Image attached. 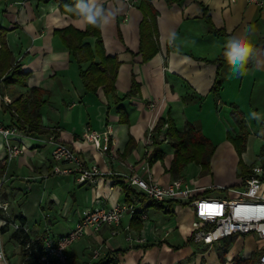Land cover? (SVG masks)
Wrapping results in <instances>:
<instances>
[{
	"label": "crops",
	"instance_id": "1",
	"mask_svg": "<svg viewBox=\"0 0 264 264\" xmlns=\"http://www.w3.org/2000/svg\"><path fill=\"white\" fill-rule=\"evenodd\" d=\"M139 2L98 0L111 13L107 23L102 21L100 28L105 55L117 56L120 65L114 93L106 95L100 87L92 95L85 93L77 66L59 37L54 34L69 26L84 31L86 25L76 23L78 18L67 10H61L59 3L54 0L48 3L39 0H0V28L5 31L4 42L12 56L11 66L16 65L29 75L25 85L15 87V90L5 87L0 79V126L18 127L15 138L19 142L18 147L23 150L22 154L11 161L7 171L0 165V173L4 168L6 175V185L0 193V199L9 206L12 216L28 227L32 239L41 240L46 233L53 238L67 234L79 222L83 212L93 205L95 192L102 197L109 196L105 202L102 198L101 205L104 206L123 200L125 193L116 182H123L127 186L125 178L131 174H143L145 167L160 184L176 179L169 172L174 150L169 146V141H164L166 127L163 129L165 131L156 135L161 142L159 147L165 153L164 158L150 167L147 163L153 150L152 141L149 144L147 137L159 118L166 119L169 116L177 131L183 132L187 126L197 130L199 122L178 117L194 105L201 106L211 100L216 106H221L225 103L223 96H227L229 91L247 93L248 102L254 107L264 103V10L247 0H182L170 6L165 0H151V5L158 12V52L149 62L141 65V56L132 58L125 52L126 49L133 54L138 52V27L141 21ZM66 5L63 7L67 8ZM203 10H206L213 28L222 32L221 35L209 32L202 19ZM113 21L117 37L114 40L112 34L106 40L104 28L107 26L112 31ZM237 36H245L251 47V56L242 74L232 71L226 57L223 61L213 63L225 49L226 42ZM94 41L90 37L84 42L93 46ZM87 66L88 63H83L80 68L85 70ZM217 73L220 86L215 96L211 89ZM132 75L139 85V91L134 97L123 100L130 90ZM40 93L42 104L38 109L35 104ZM18 98V102L14 103L18 108L15 111L11 104ZM116 99L123 101L116 104ZM119 106L127 115L126 124L119 122L116 113ZM259 119H244L248 132L247 143L250 136L248 124L259 126L264 118ZM36 121L41 127L57 132L58 142L77 152L87 167H98L102 174L98 186L86 184L78 187L74 176L52 174L56 163L50 156L52 146L47 142L50 137L25 136L22 131L28 123ZM232 122L235 127L229 132L225 131V138L217 144L213 142L216 149L210 160V174L200 177V168L194 166L198 176L189 180L194 181L197 188L195 198H225L222 194L206 192L211 187L214 190H222L234 184L243 187L245 179L237 178L239 161L246 169H250V165L262 167L263 163L259 157L254 158L253 152L248 156V144L245 152L240 157L237 155L227 140L237 133L236 122ZM106 127H109L114 139L109 142L106 153L100 154L91 144L82 142V134L87 129L101 131ZM208 130L214 135L216 128ZM256 131L255 137L263 141L260 127ZM206 138L210 140L211 136ZM3 144L0 135V159L6 154ZM127 144L130 148L125 151ZM261 150H264V142L260 145ZM42 175H46L43 176L45 179H42ZM48 182L56 184L55 190L52 186L48 188ZM35 185H38L41 193L34 191L32 194ZM45 198L48 202L43 203ZM28 201L32 205L38 203L40 211V215H33V224L26 218L30 212V206H25ZM135 205L137 212L147 216L144 225L140 223L138 226L136 220L132 222L134 226H131V219L126 217L116 237H110L107 229L101 230L99 237H82L68 248V261L74 264L88 261V257L92 256L86 250L93 247L92 251L99 250L100 258L109 251L126 250L118 264H206L203 263L204 254L191 252L188 246L192 244L190 235L193 211L187 204L171 201L154 205L148 201H138ZM53 225L57 231H53ZM124 231H129L134 238L143 239V243L127 246ZM5 235L8 233H3L1 237ZM82 240L84 242L81 243L79 254L74 253L73 246ZM235 240L236 247L231 252H225L224 262L233 264L232 260L238 257L241 264H244V261L256 254L259 244L254 235L241 236ZM208 249L212 251L214 247ZM19 250L10 241L4 249L6 263L0 264H20ZM21 262L23 264V259Z\"/></svg>",
	"mask_w": 264,
	"mask_h": 264
},
{
	"label": "built area",
	"instance_id": "2",
	"mask_svg": "<svg viewBox=\"0 0 264 264\" xmlns=\"http://www.w3.org/2000/svg\"><path fill=\"white\" fill-rule=\"evenodd\" d=\"M227 1L233 2V0ZM247 2L264 10V0H247ZM16 133L17 130L14 127L0 126V135L6 151L5 156L0 159L1 166L4 168H7L11 161L23 152L22 148L18 147ZM112 140L114 139L109 127L101 131L87 129L82 134V142L91 144L100 154L108 151V144ZM48 141L52 146L51 159L56 163L52 168V174L74 176L78 187L86 184L98 186L102 174L96 165L87 167L80 155L68 145L55 142L52 137ZM147 142L151 143L150 133ZM249 168L252 175L245 178L243 190L236 191L234 198H195L197 188L194 181L187 182L180 177L169 183L160 184L153 179L147 167L143 169V174H131L124 181L128 187L144 195L149 201L159 204L171 201L186 203L193 211L190 238L194 245L211 247L233 237L254 235L259 244L256 250L258 257L254 264H264V170L258 165H250ZM5 185L6 175L3 173L0 176V193ZM102 198L105 202L108 201L109 196L102 197L95 192L93 205L83 212L79 222L67 234L53 238L46 233L41 240L28 238L25 249L38 243L41 263L68 264L66 254L68 248L82 237H99L103 229L109 230L110 237H116L120 234L119 229L123 220L126 217L132 219L134 215H137L142 225L145 224L147 216L137 212L134 201L128 203L120 200L104 206L101 205ZM9 232L28 235L29 229L11 215L9 206L0 199V262L4 263H6V256L1 235ZM124 232L126 242L143 243V239L138 237L134 239L129 231ZM91 256L92 259H97L99 250H93Z\"/></svg>",
	"mask_w": 264,
	"mask_h": 264
},
{
	"label": "trees",
	"instance_id": "3",
	"mask_svg": "<svg viewBox=\"0 0 264 264\" xmlns=\"http://www.w3.org/2000/svg\"><path fill=\"white\" fill-rule=\"evenodd\" d=\"M40 2L48 3L51 0H39ZM59 3V8L61 10H67L68 7L75 6L78 0H54ZM151 0H140L138 9L141 13V21L138 27L139 33V46L137 54H133L131 51L126 49V53L129 54L132 58L136 56H141V65L149 62L158 52L157 41H156V17L158 12L153 8L150 3ZM182 0H165L167 5H172L180 3ZM85 2V0H84ZM86 3V2H85ZM64 4H67V8L63 7ZM70 12V11H68ZM70 14L76 16L73 12ZM202 19L207 26L208 30L212 34L221 35L222 32L215 30L211 24L210 18L207 15L206 10H203ZM100 27H94L92 25H86L84 31L75 30L73 27H67L60 31H55L54 34L59 37L61 44L65 47L71 56V59L75 63L78 69V77L82 84V87L87 94H96L98 88L102 87L106 95L114 93V83L117 74V69L120 65L118 62L117 56L109 57L105 55V50L103 46V40L101 36V23ZM5 31L0 28V79L1 83L5 87L14 88L21 87L25 85V82L28 78V74L24 73L20 67L14 65L11 66L12 56L10 51L7 49L4 42ZM94 38L93 46H90L87 42H84L87 38ZM119 40L122 42L120 34L118 33ZM225 49L222 51L221 55L213 61V63H218L223 61L225 58ZM98 61V62H97ZM83 63H88V66L85 70L80 68V65ZM134 63V62H133ZM220 82L217 79L215 80L214 85L212 86L211 93L217 96L218 88ZM139 91V85L135 81L134 76L131 77V87L127 92L123 100H126L130 97H134ZM41 93L38 98V102L35 104L36 108L41 106ZM20 98L12 102V108L15 111L18 109L14 106V103L18 102ZM116 99L115 102L118 104L123 101ZM35 112V111H34ZM116 113L119 116L120 124L127 123V115L124 109L119 106L116 109ZM235 122L237 126V133L233 138L227 139L234 147L237 155L240 157L242 153L245 152L247 144V125L244 119L240 115H236ZM14 127L18 131L17 126ZM166 127V133L164 136V141H169V146L174 150L173 159L170 163L169 172L173 177L181 176V171L190 163H195L199 166L200 172L199 176L204 177L210 174V160L215 152L216 147L212 142L206 138L199 130H196L192 126H187V129L183 132L177 131L174 126L172 119L167 116L166 119L159 118L155 127L150 132V140L153 144V150L147 158L148 166H152L153 163L160 161L164 158L165 153L160 149L161 142L157 140L156 135L159 134ZM264 137V120L259 125ZM25 136H38L44 137L49 136L54 139L55 142H58V133L55 131H49L41 127L39 122L28 123L26 129H22ZM129 144V143H128ZM125 147V151H128L130 147ZM259 160L261 161L262 168L264 170V150L260 151ZM238 168L240 169L237 173V178L244 180L245 178L252 175L250 169H246L242 162L239 161ZM1 173H4V168L1 170ZM176 178V179H177ZM117 185L121 187L125 193V198L122 200L124 202L135 203L138 201L150 202V204L156 205V202L149 201L144 195L137 193L134 189H131L128 186H125L123 182H116ZM234 190V189H230ZM219 191H222L221 189ZM209 192V191H206ZM17 219V218H16ZM140 226V221L138 220L137 215H134L131 219V226H134L132 222H136ZM4 232V231H3ZM22 239L20 246L23 252V264H43L39 261L40 259V250L38 249V243L30 246L28 249H25V246L28 242V236L22 235L20 232L12 233L10 239L17 241ZM126 253L124 251H113L107 252L103 258L98 257L97 259H92L88 257V261L77 263V264H118L119 258ZM67 254V253H66ZM68 258V257H67ZM94 260V261H93ZM238 261H235L234 264H238ZM241 263V261H240ZM74 264V263H68ZM244 264H250L249 260L244 261Z\"/></svg>",
	"mask_w": 264,
	"mask_h": 264
},
{
	"label": "rangeland",
	"instance_id": "4",
	"mask_svg": "<svg viewBox=\"0 0 264 264\" xmlns=\"http://www.w3.org/2000/svg\"><path fill=\"white\" fill-rule=\"evenodd\" d=\"M112 23H113V24H111L112 25V31H109L107 26H105V28H104V34H105L106 40H109L112 34H113L114 40L117 37L114 21ZM223 101L225 103H223L221 106H216V104L214 103L213 100H211L209 102H204L201 106L194 105L192 107V109H189L188 111L185 112L184 115H181L178 118L184 117L186 119L188 118L190 121L194 120L196 123L199 122L197 125L199 128L197 130H201L202 134L206 137L211 136L210 140L212 141V144H213V142H214V144H217L218 142L223 140V138H225V136H226L225 131L228 130V132H229L232 127L233 128L235 127L232 121H235L234 117H236V115H240L245 120L250 121L253 118L251 114L253 112H255L257 114V118H255L256 120L259 118H264V103L259 105V107L258 106L254 107V106L250 105V103L248 102L247 93H245V92H241V93L237 94L236 92H230L229 91L227 93V96H223ZM190 112H192V114H189ZM214 128H216V130H215L214 135H212V134H210V130H208V129L214 130ZM248 128L250 130L249 131L250 136L248 138V143H247L248 147L250 149L248 156L251 155V152H253L254 158H257L258 154H260V145H262L264 140L262 141L261 139L255 137L254 133H257L256 129L259 128V126H257L256 124L249 123ZM163 131H165V130H163ZM47 142H48V144H50L49 141H47ZM50 156H51V154H50ZM256 160L257 159L254 160L255 163H256ZM194 170H195L194 166L185 167L183 169V171H181L180 175L182 177H184L187 182L189 181V179L194 180L198 176ZM6 171H7V168H6ZM0 176H2L1 173H0ZM43 176L44 175H42V179H45V178H43ZM178 177H180V176H178ZM173 178H177V177H173ZM55 179H57V177ZM53 182L54 181H52V183ZM17 183H19V182H17ZM19 184L22 185L21 183H19ZM48 184H49L48 188H50V186H52L53 190H55L56 184L52 185L51 182H48ZM208 189H209V190H207V191H209L208 193H218V194L224 195L225 197L234 198L236 195V191L243 190V187L240 184H234L231 186L223 187L222 191L214 190L213 187L208 188ZM230 189H234V190H230ZM46 190L48 191V189H46ZM34 191H39V193H41L40 189L38 188V185L34 186V190L32 191V194L34 193ZM37 195L39 196L40 194H37ZM44 202H48V201H46V198L43 199V203ZM14 204H13V206H15ZM28 205L30 206V207H28V210L30 212H29V214L28 213L26 214V218L28 221H30V223L33 224V219H32L33 215L35 213L40 215V211L38 210V203H36L35 205H32V202L28 201L25 206L27 207ZM15 210H16V208H15ZM16 213H17V211H16ZM43 216L47 217L46 213H43ZM64 224L67 225V223H64ZM53 231H57V229L54 225H53ZM10 235H11V232H9L8 235L2 236L1 242L4 245V249H5L6 244H9L10 241L13 243V245H16L17 247H19V249H20L19 254L21 255L19 261L21 264L22 263L21 260L23 259V252H22V248L20 246V243H21L22 239L19 238L17 241H15L13 239H9ZM22 235H24V234L22 233ZM26 236H28V238H31L29 236V234ZM84 239H86V238H84ZM235 239L236 238L233 237V238H230V239H227L225 241H222V242H219V243L212 245L211 247H214V249L212 251H210L211 248L208 249V247H203L200 245L197 246V245L190 244L188 246L190 247L191 252L204 254L203 263H206V264H214V263H216V264H227L224 262V257L226 254L225 252H227V251L231 252L235 249V247H236V240ZM117 240L119 241V238H117ZM83 242H84V240H82L79 243H76L73 246L72 250L74 253L79 254L78 252H79L80 247L82 246L81 243H83ZM125 244L127 246H132V244L128 243V242H125ZM92 249H93V247L90 249L88 248L86 251H90L92 254ZM255 253L256 254H253L248 259L250 264H254L257 260L258 252L255 251ZM85 255H88V254L86 253ZM213 256H215V257L213 258ZM232 261H234V262L238 261V257ZM234 262H233V264H234ZM238 264H241L240 261Z\"/></svg>",
	"mask_w": 264,
	"mask_h": 264
},
{
	"label": "clouds",
	"instance_id": "5",
	"mask_svg": "<svg viewBox=\"0 0 264 264\" xmlns=\"http://www.w3.org/2000/svg\"><path fill=\"white\" fill-rule=\"evenodd\" d=\"M68 7V6H66ZM68 11L73 12L76 17V23L82 25H92L100 27V21L106 24L108 16L111 15L98 0H78L75 6L68 7ZM225 56L232 67V71L236 74H242L246 68L247 62L251 56V47L245 36H237L229 39L225 44ZM253 118H257V114L253 112Z\"/></svg>",
	"mask_w": 264,
	"mask_h": 264
},
{
	"label": "flooded vegetation",
	"instance_id": "6",
	"mask_svg": "<svg viewBox=\"0 0 264 264\" xmlns=\"http://www.w3.org/2000/svg\"><path fill=\"white\" fill-rule=\"evenodd\" d=\"M187 166H188V167H189V166H196V167H199V166H198L197 164H195V163H190V164H188ZM187 166H186V167H187Z\"/></svg>",
	"mask_w": 264,
	"mask_h": 264
}]
</instances>
